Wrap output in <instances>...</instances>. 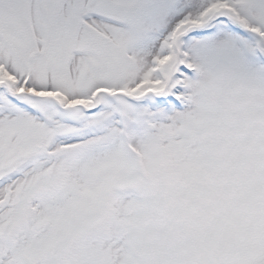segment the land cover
I'll use <instances>...</instances> for the list:
<instances>
[{"label": "snow or ice", "instance_id": "6c2138e0", "mask_svg": "<svg viewBox=\"0 0 264 264\" xmlns=\"http://www.w3.org/2000/svg\"><path fill=\"white\" fill-rule=\"evenodd\" d=\"M0 264H264V0H0Z\"/></svg>", "mask_w": 264, "mask_h": 264}]
</instances>
